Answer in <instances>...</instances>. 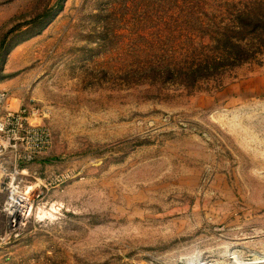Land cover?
Wrapping results in <instances>:
<instances>
[{
	"label": "rangeland",
	"instance_id": "1",
	"mask_svg": "<svg viewBox=\"0 0 264 264\" xmlns=\"http://www.w3.org/2000/svg\"><path fill=\"white\" fill-rule=\"evenodd\" d=\"M194 1L0 0V92L55 139L0 264H264V49L222 71L207 24L264 0Z\"/></svg>",
	"mask_w": 264,
	"mask_h": 264
},
{
	"label": "built area",
	"instance_id": "2",
	"mask_svg": "<svg viewBox=\"0 0 264 264\" xmlns=\"http://www.w3.org/2000/svg\"><path fill=\"white\" fill-rule=\"evenodd\" d=\"M7 101V95L0 93V194L4 196L0 215L5 245L17 241L40 211L31 199L38 187L23 186L25 173L46 159L55 140L44 107L31 102L13 111Z\"/></svg>",
	"mask_w": 264,
	"mask_h": 264
},
{
	"label": "trees",
	"instance_id": "3",
	"mask_svg": "<svg viewBox=\"0 0 264 264\" xmlns=\"http://www.w3.org/2000/svg\"><path fill=\"white\" fill-rule=\"evenodd\" d=\"M189 9L204 11L206 8L200 0H195ZM207 17V24L215 27L213 40L216 47L213 52L219 53L220 59L228 62L223 63L222 71L226 70L229 64L231 65V61V69H233L264 49V17L260 13H255L252 16L245 12L239 13L237 16L230 14L226 19L218 22L208 14ZM195 19L193 16L185 18L191 27ZM210 62L214 63V60L211 59Z\"/></svg>",
	"mask_w": 264,
	"mask_h": 264
},
{
	"label": "crops",
	"instance_id": "4",
	"mask_svg": "<svg viewBox=\"0 0 264 264\" xmlns=\"http://www.w3.org/2000/svg\"><path fill=\"white\" fill-rule=\"evenodd\" d=\"M13 91H14V83L6 82V83L2 84V92H0V93H4V94L7 95V97H8L7 104L9 105V108L11 110L19 111L24 106V104L27 101L23 102L21 97L18 96V94L14 93ZM32 170H33V168H32ZM3 200H4V196L0 195V203H3ZM3 225L4 224H3V221H2V215H0V245L2 243V237H3L2 236V233H3V230H4Z\"/></svg>",
	"mask_w": 264,
	"mask_h": 264
}]
</instances>
